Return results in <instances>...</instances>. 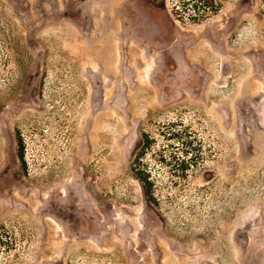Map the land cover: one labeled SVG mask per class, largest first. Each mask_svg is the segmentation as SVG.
I'll list each match as a JSON object with an SVG mask.
<instances>
[{
	"label": "rangeland",
	"instance_id": "rangeland-1",
	"mask_svg": "<svg viewBox=\"0 0 264 264\" xmlns=\"http://www.w3.org/2000/svg\"><path fill=\"white\" fill-rule=\"evenodd\" d=\"M183 1L0 0V264H264V0Z\"/></svg>",
	"mask_w": 264,
	"mask_h": 264
},
{
	"label": "trees",
	"instance_id": "trees-1",
	"mask_svg": "<svg viewBox=\"0 0 264 264\" xmlns=\"http://www.w3.org/2000/svg\"><path fill=\"white\" fill-rule=\"evenodd\" d=\"M210 1L214 2L215 0H188L187 2L183 1L182 5L185 7V9H188L193 12H197L206 6L204 4L205 2H210ZM213 10L216 11L217 9L214 8ZM147 144H148V141H147ZM18 149H19V156L22 158L24 145L21 139H19L18 141Z\"/></svg>",
	"mask_w": 264,
	"mask_h": 264
}]
</instances>
